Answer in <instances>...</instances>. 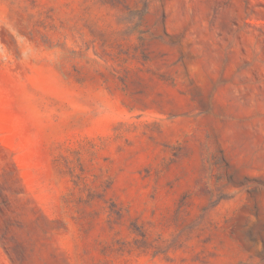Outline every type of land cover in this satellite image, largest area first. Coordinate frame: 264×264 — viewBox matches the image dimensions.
<instances>
[{"label":"rangeland","instance_id":"374dc122","mask_svg":"<svg viewBox=\"0 0 264 264\" xmlns=\"http://www.w3.org/2000/svg\"><path fill=\"white\" fill-rule=\"evenodd\" d=\"M0 264H264V0H0Z\"/></svg>","mask_w":264,"mask_h":264}]
</instances>
